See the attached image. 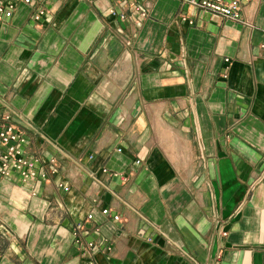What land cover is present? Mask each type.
Listing matches in <instances>:
<instances>
[{
  "label": "crops",
  "instance_id": "1",
  "mask_svg": "<svg viewBox=\"0 0 264 264\" xmlns=\"http://www.w3.org/2000/svg\"><path fill=\"white\" fill-rule=\"evenodd\" d=\"M155 1L118 22L114 0H0V114L57 163L0 179V264H264V0L249 28ZM88 214L111 253L74 246Z\"/></svg>",
  "mask_w": 264,
  "mask_h": 264
},
{
  "label": "built area",
  "instance_id": "2",
  "mask_svg": "<svg viewBox=\"0 0 264 264\" xmlns=\"http://www.w3.org/2000/svg\"><path fill=\"white\" fill-rule=\"evenodd\" d=\"M13 2H22L25 5H30L31 0H9ZM181 3L183 7L194 9L200 13H210L223 21L238 24L243 27H252L241 19L240 7L242 3H247L249 0H176ZM116 3L115 8L109 10L108 15L118 22L126 21L128 11L137 17L146 18L149 11L153 7L155 0H114ZM120 8V10H118ZM12 4L0 2V19H6L11 16L13 11ZM44 14L43 10L38 11L33 17L37 21ZM181 21H186L183 14L179 15ZM136 23V22H135ZM192 24L191 21L188 22ZM258 54L264 61V44L258 47ZM229 63V60H225ZM227 69V68H226ZM264 83V80H263ZM12 115L8 110H4L0 114V179H11L16 175L22 182L39 181L50 182L52 177L57 173V163L54 159L43 160L41 156L30 154L27 152L26 147L29 143V138L26 133L20 129L11 120ZM120 152V150H118ZM137 165L140 161L136 162ZM124 177V176H120ZM125 180V177L123 178ZM67 192V188H62ZM100 215L104 218L110 219L112 222H122L123 218L119 214H112L108 208H103ZM92 214H88L83 222H77L72 227L71 234L74 246L83 254L87 255L89 252L100 251L104 253H111L113 248L108 245L106 239H101L97 242L89 240L87 237L90 235L99 236L101 227L93 224ZM135 234L144 235L142 231L134 230ZM226 236L225 232L221 233ZM153 236L145 237V242L152 244L154 242Z\"/></svg>",
  "mask_w": 264,
  "mask_h": 264
}]
</instances>
